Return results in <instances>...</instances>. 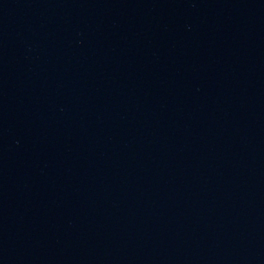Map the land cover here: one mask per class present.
Segmentation results:
<instances>
[{"label": "water", "instance_id": "1", "mask_svg": "<svg viewBox=\"0 0 264 264\" xmlns=\"http://www.w3.org/2000/svg\"><path fill=\"white\" fill-rule=\"evenodd\" d=\"M0 264H264V0H0Z\"/></svg>", "mask_w": 264, "mask_h": 264}]
</instances>
